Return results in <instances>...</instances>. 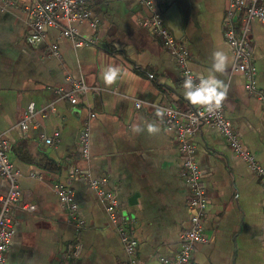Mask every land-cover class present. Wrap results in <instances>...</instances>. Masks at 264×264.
I'll list each match as a JSON object with an SVG mask.
<instances>
[{"label": "crops", "instance_id": "0c3cea01", "mask_svg": "<svg viewBox=\"0 0 264 264\" xmlns=\"http://www.w3.org/2000/svg\"><path fill=\"white\" fill-rule=\"evenodd\" d=\"M227 2L152 0L149 9L139 0H89L97 27L86 21L73 26L81 37L95 39L93 44L76 47L48 28L45 40L33 47L26 42V8L33 0H0V134L10 145L21 201L35 206L33 211H13L7 264H126L104 204L84 176L71 175L77 167L90 177L106 178L103 188L116 191L119 211L132 220L139 264H160V255L173 257L179 251L180 235L191 226L190 189L181 174L175 132L165 129L155 109L196 106L184 99L180 67L162 39L141 22L153 10L159 12L185 44L191 71L206 75L213 50L222 47L233 58L223 36ZM249 42L256 84L264 92V23H251ZM51 45L59 57L50 55ZM110 64L123 69V75L106 87L102 71ZM231 64L220 76L229 85L223 113L243 147L264 167V104L246 92L244 76L232 72ZM79 79L88 90L72 105L57 88L69 90ZM30 103L33 122L21 132L17 124ZM144 121H156L161 132L133 134L131 125ZM85 123L88 159L82 158L79 145ZM54 132L59 136L45 143ZM192 141L207 196L202 218L207 241L195 244L190 264H264L259 178L214 125H202ZM55 184L72 191L81 230L70 224ZM7 187L0 176V194ZM78 241L81 249L74 258L71 251Z\"/></svg>", "mask_w": 264, "mask_h": 264}, {"label": "built area", "instance_id": "2783aa9c", "mask_svg": "<svg viewBox=\"0 0 264 264\" xmlns=\"http://www.w3.org/2000/svg\"><path fill=\"white\" fill-rule=\"evenodd\" d=\"M145 7L152 8V0H139ZM29 17L30 33L26 36V42L36 47L46 38L48 28L59 31L60 37L69 39L74 46H88L95 42L93 38L81 37L73 26L74 23L86 21L92 28L97 27V20L91 17L89 0H33L26 8ZM258 21L264 23V0H228L225 16L223 36L230 45L233 53L231 64L232 72H240L244 76V88L246 92L264 104V92L261 91L255 79L253 65V50L249 42L251 23ZM154 35L159 36L163 44L173 56L180 67L182 82L186 74H192L189 67V52L185 44L177 39L165 24L163 16L153 10L142 22ZM50 55L59 57L55 45L50 46ZM88 86L82 79L71 83L69 90L57 88V93L67 99L72 105L76 104L80 94H85ZM140 107L139 101L135 102ZM171 109V114H165L163 125L165 129L175 132L176 140L183 159L181 174L189 186L190 195L188 205L192 210L191 226L180 235V249L173 257L160 255V264H190L195 244L206 242L203 235L202 218L207 207L206 190L201 179V172L195 158V146L192 141L198 128L204 124L214 125L226 138L233 152L244 160L253 173L257 175L264 191V167L259 164L252 153L246 150L238 140L231 123L225 118L223 105L220 109L207 112L203 108L194 107L191 110H179L171 106H158ZM35 109L33 103L27 106L17 128L25 132L33 122ZM91 118L94 114L89 115ZM59 136L54 132L53 137L45 138V143L50 144ZM79 145L82 158L90 156V131L88 123H85L79 133ZM9 142L0 134V176L6 179L7 190L0 194V264H7L6 253L9 249L13 235V211L21 209L33 211L35 206L21 201V189L17 182V171L9 159ZM73 175L84 176L87 185L95 191L98 199L104 204L110 222L121 241L127 257L126 264H139L137 258V240L131 228L132 220L119 211V202L116 191L103 188L106 178L90 177L88 171L82 168L72 170ZM61 205L68 212L70 224L81 230L83 223L77 212L72 191L62 184L53 186ZM81 249V242H77L71 251V256L76 258Z\"/></svg>", "mask_w": 264, "mask_h": 264}, {"label": "clouds", "instance_id": "9594fccd", "mask_svg": "<svg viewBox=\"0 0 264 264\" xmlns=\"http://www.w3.org/2000/svg\"><path fill=\"white\" fill-rule=\"evenodd\" d=\"M211 65L207 69V74L192 73L186 74L183 81L182 95L191 105L203 108L207 112L220 109L228 96L229 85L220 78L226 75L233 58L222 47L213 50L210 56ZM123 75V69L118 66L108 65L102 71V80L106 87L117 83ZM165 114H171V109H155V116L163 121ZM133 134H142L145 131L149 136H156L161 132V128L156 121L134 123L131 125Z\"/></svg>", "mask_w": 264, "mask_h": 264}, {"label": "water", "instance_id": "95a60500", "mask_svg": "<svg viewBox=\"0 0 264 264\" xmlns=\"http://www.w3.org/2000/svg\"><path fill=\"white\" fill-rule=\"evenodd\" d=\"M179 4V3H178ZM182 11V13H183V15H185V13H184V10L183 9H181ZM176 29V28H175ZM173 32V31H172ZM173 35L177 38V35L175 34V32H173Z\"/></svg>", "mask_w": 264, "mask_h": 264}]
</instances>
